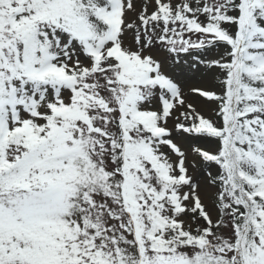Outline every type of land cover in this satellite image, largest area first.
Instances as JSON below:
<instances>
[{"label":"snow or ice","instance_id":"6c2138e0","mask_svg":"<svg viewBox=\"0 0 264 264\" xmlns=\"http://www.w3.org/2000/svg\"><path fill=\"white\" fill-rule=\"evenodd\" d=\"M0 264H264V0H0Z\"/></svg>","mask_w":264,"mask_h":264}]
</instances>
